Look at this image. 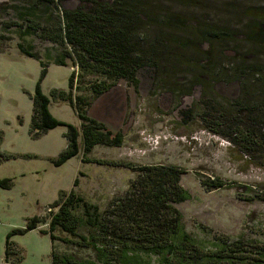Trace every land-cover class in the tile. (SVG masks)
Segmentation results:
<instances>
[{"label":"rangeland","instance_id":"1","mask_svg":"<svg viewBox=\"0 0 264 264\" xmlns=\"http://www.w3.org/2000/svg\"><path fill=\"white\" fill-rule=\"evenodd\" d=\"M159 1L160 15L168 11L188 21L186 30L174 37L182 43L190 40L185 44L189 47L176 48L175 58L160 69L148 68L138 88L122 81L96 99L90 83L99 80L83 79L81 90L73 92L74 102L78 96L91 100L89 115L114 134L122 132L124 142L118 148L97 146L85 156L81 139V154L57 166L68 148L67 129L60 126L35 136L32 98L40 87L51 100L53 117L81 131L76 109L53 94L69 93L70 79L79 68L70 59L68 66L56 64L61 50L40 34L23 37L20 27L27 24L21 9L34 0H0V179L12 180L10 189H0V264H7V236L27 230L35 217L42 221L37 230L12 238L21 253L14 254L10 264L20 255L24 257L20 264H53L51 239L43 232L49 230L51 212H58L53 208L56 202L74 190L105 211L127 196L141 168L152 166L183 171L181 184L191 199L176 206L193 236L244 235L264 242V200L258 199L264 196V169L241 146L213 132L215 118L224 111L230 116L233 104L264 78L252 75L248 86L246 80L242 84L232 78L241 64L264 71V45L252 46L248 39L258 26L264 29V0ZM79 5L78 0H66L61 9ZM214 29L229 32L231 39L196 38ZM154 35L150 33V38ZM20 44L39 53L49 62L47 68L23 55ZM54 245L60 254H89L62 241Z\"/></svg>","mask_w":264,"mask_h":264},{"label":"trees","instance_id":"2","mask_svg":"<svg viewBox=\"0 0 264 264\" xmlns=\"http://www.w3.org/2000/svg\"><path fill=\"white\" fill-rule=\"evenodd\" d=\"M64 1L34 0V4L22 8L20 14L27 24L26 28L20 27L23 37L40 34L61 50L54 59L56 64L68 66L70 59L79 68V73L74 72L70 79V92L55 90L53 94L69 101L76 109L81 131L53 117L51 100L40 87L32 98L35 136L60 126L67 129L68 148L56 161L57 166L81 154V139L85 156L97 146L118 148L124 142L122 132L114 134L107 124L89 115L91 100L78 96V102H74L73 92L81 90L83 79L94 77L99 80L90 83L96 99L122 81L138 88L142 74L148 68L160 69L175 58L176 48L189 47L185 44L191 42L182 43L174 37L178 31L186 30L188 21L168 11L160 15L159 0H78L80 5L74 10L61 9ZM150 33L155 34L154 38H150ZM251 33L249 43L262 48L264 29L258 26ZM196 38L228 41L231 34L214 29ZM19 49L23 55L39 60L47 68L49 62H44L31 47L20 44ZM204 70L207 72L209 68ZM234 71L232 78L242 84L246 80L244 86H248L250 82L247 81L252 80V75L264 76V71L256 65L241 64ZM256 87L252 93L246 91L245 97L233 104L234 111L230 116L224 111L216 117L215 128H212L216 135L226 138L234 146H241L243 153L255 157L264 169L263 77ZM83 162L87 163L85 157ZM139 172V178L127 196L113 201L105 211L74 190L55 203L53 208L58 212H51L49 230L43 232L51 239L53 264H264L262 241L244 235L236 238L212 232L200 239L186 230L183 215L176 206L191 199L190 192L181 184L184 174L181 169L152 166L143 167ZM221 186L217 185V188ZM11 187V179H0V189ZM260 198L264 200V196ZM41 222L35 217L30 220L27 230H15L7 236L5 263L10 264L14 254L20 252L12 238L37 230ZM57 241L89 254L85 257L75 253L60 254L54 245ZM23 259L20 255L14 264H20Z\"/></svg>","mask_w":264,"mask_h":264}]
</instances>
